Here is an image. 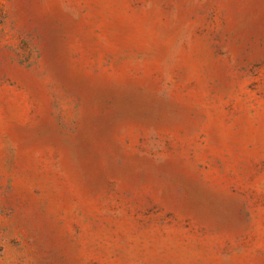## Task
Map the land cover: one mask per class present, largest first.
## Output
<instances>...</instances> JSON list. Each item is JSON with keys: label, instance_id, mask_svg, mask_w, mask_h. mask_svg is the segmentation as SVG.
Instances as JSON below:
<instances>
[{"label": "rangeland", "instance_id": "rangeland-1", "mask_svg": "<svg viewBox=\"0 0 264 264\" xmlns=\"http://www.w3.org/2000/svg\"><path fill=\"white\" fill-rule=\"evenodd\" d=\"M0 264H264V0H0Z\"/></svg>", "mask_w": 264, "mask_h": 264}]
</instances>
